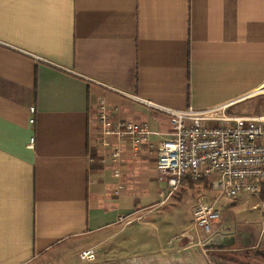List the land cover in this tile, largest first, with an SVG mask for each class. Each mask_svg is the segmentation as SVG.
Segmentation results:
<instances>
[{
    "label": "crops",
    "instance_id": "0c3cea01",
    "mask_svg": "<svg viewBox=\"0 0 264 264\" xmlns=\"http://www.w3.org/2000/svg\"><path fill=\"white\" fill-rule=\"evenodd\" d=\"M263 87L264 0H0V264H264L261 215L206 236L167 206L157 136L115 171L93 151L101 103L165 132L133 97L250 112Z\"/></svg>",
    "mask_w": 264,
    "mask_h": 264
},
{
    "label": "built area",
    "instance_id": "2783aa9c",
    "mask_svg": "<svg viewBox=\"0 0 264 264\" xmlns=\"http://www.w3.org/2000/svg\"><path fill=\"white\" fill-rule=\"evenodd\" d=\"M133 99L166 117L169 128L165 132H152L147 123L132 119L109 123L108 109L101 103L98 124L102 128V146L112 151L113 158L118 159L126 147L131 156L138 155L149 144L150 136L155 135L156 169L167 184L168 197L185 178L194 183L206 180L210 188L222 192L229 200L264 192V114L230 115L229 106L171 109ZM29 114V124L34 125L33 107ZM33 143L34 138H30V148ZM115 176L119 177L118 171ZM220 217L221 210L214 203L199 202L192 210L194 226L206 236L212 233V226ZM79 258L92 262L96 256L93 249H86Z\"/></svg>",
    "mask_w": 264,
    "mask_h": 264
},
{
    "label": "rangeland",
    "instance_id": "374dc122",
    "mask_svg": "<svg viewBox=\"0 0 264 264\" xmlns=\"http://www.w3.org/2000/svg\"><path fill=\"white\" fill-rule=\"evenodd\" d=\"M250 102H253V106L251 107L250 112H244L241 107H245L244 105L240 104H232L230 108L227 110V114L230 115H259L264 114V87L254 95L253 98L250 99ZM246 113V114H245ZM101 132L102 128H97L95 131V136H97V140L94 146V159L96 160L95 166L100 171H103L105 168H108L109 171L117 170V164L105 163V160H110L111 162H116L115 158L112 156V151L108 149H104L102 146L101 141ZM108 166V167H107ZM131 167V164L130 166ZM119 171V170H118ZM121 171V170H120ZM111 174L115 176V172H111ZM122 177V171L119 172V177ZM116 177V176H115ZM120 177V178H121ZM125 178V177H124ZM122 179V178H121ZM120 179V180H121ZM122 188V186H120ZM124 190V187H123ZM199 202H208L214 203L217 207L221 210V217L217 223H220L222 220L229 221V227H234L236 229H253L255 228L256 224L249 221L248 218L252 217L253 215H261V227H264V192L260 195H248L243 194L236 197L233 200L226 199L224 194L219 191H214L212 188L207 187L202 182H197L193 184L192 188L186 187V185L182 184L177 191H175L168 201L167 206L172 209L173 207H178L181 211L183 210H193L194 206ZM246 206L241 211L238 210L237 206ZM125 218L120 219V223L124 224H132L133 220H125ZM141 218H137L136 220H140ZM213 228V227H212ZM245 231V230H244ZM94 251V250H93Z\"/></svg>",
    "mask_w": 264,
    "mask_h": 264
},
{
    "label": "trees",
    "instance_id": "16d2710c",
    "mask_svg": "<svg viewBox=\"0 0 264 264\" xmlns=\"http://www.w3.org/2000/svg\"><path fill=\"white\" fill-rule=\"evenodd\" d=\"M199 182H202V183H204L205 186L210 187V186L208 185V183H207L206 180H202V181H199ZM182 184H183V185L185 184L186 187H188V188H192L194 182H191L188 178H185V179L183 180ZM182 184H181V185H182Z\"/></svg>",
    "mask_w": 264,
    "mask_h": 264
}]
</instances>
